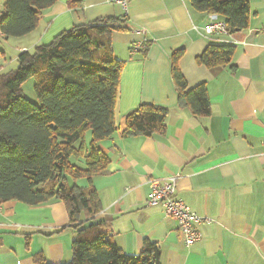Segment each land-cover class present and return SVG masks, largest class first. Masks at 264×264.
Wrapping results in <instances>:
<instances>
[{"label":"crops","instance_id":"1","mask_svg":"<svg viewBox=\"0 0 264 264\" xmlns=\"http://www.w3.org/2000/svg\"><path fill=\"white\" fill-rule=\"evenodd\" d=\"M248 1V26L234 33L209 32L207 24L224 18L195 11L190 0H130L127 30L111 33L113 55L123 62L115 131L96 143L109 163L91 185L101 204L95 221L128 255L139 254L148 239L158 246L159 264H264V0ZM109 17H123L110 0H81L74 8L57 0L41 11L33 31L18 38L19 50L32 52L63 31ZM143 38L144 48L132 52V43ZM209 44L233 45L230 64H199ZM178 49L187 87L205 85L206 116L178 106L171 76ZM142 103L168 110L165 133L123 137L124 116ZM172 176L176 196L202 218L201 238L189 246L160 206L146 204L148 180ZM76 183L88 185L85 179ZM74 237L62 202L0 205V264H38L37 255L67 263Z\"/></svg>","mask_w":264,"mask_h":264},{"label":"trees","instance_id":"2","mask_svg":"<svg viewBox=\"0 0 264 264\" xmlns=\"http://www.w3.org/2000/svg\"><path fill=\"white\" fill-rule=\"evenodd\" d=\"M56 1L0 0V36L20 37L33 31L41 11ZM67 4L80 7L81 0ZM190 4L195 11L221 15L226 33L248 26V0H190ZM124 17L74 26L32 52H20L17 67L0 72V205L62 202L75 237L71 260L61 264H159L156 243L144 239L142 251L128 255L103 230V222L95 221L101 204L91 182L109 163L96 143L115 131L114 107L123 68L113 55L111 33L127 30ZM182 53L178 49L171 56L178 106L196 117L206 116L210 103L205 85L187 87L178 68ZM233 53V45L209 44L196 59L206 67L224 66ZM29 78L35 79V103L22 94L21 86ZM167 116L166 108L142 103L124 116L121 135H163ZM80 179L88 185L78 186ZM36 261L50 264L40 255Z\"/></svg>","mask_w":264,"mask_h":264},{"label":"built area","instance_id":"3","mask_svg":"<svg viewBox=\"0 0 264 264\" xmlns=\"http://www.w3.org/2000/svg\"><path fill=\"white\" fill-rule=\"evenodd\" d=\"M130 0H110V2L120 6L123 16L127 14V6ZM1 19V13H0ZM209 32L226 33L225 22H214L206 25ZM144 34V30H138ZM147 39L143 38L132 43L131 51H138L147 44ZM264 145V140H263ZM264 159V152L262 154ZM146 204L149 206H160L166 217L173 219L177 224V230L183 237L184 244L189 246L201 238L198 225L202 218L184 202L176 196L177 176H172L164 180L149 179Z\"/></svg>","mask_w":264,"mask_h":264},{"label":"rangeland","instance_id":"4","mask_svg":"<svg viewBox=\"0 0 264 264\" xmlns=\"http://www.w3.org/2000/svg\"><path fill=\"white\" fill-rule=\"evenodd\" d=\"M19 37H8L5 38L0 36V66L1 71L8 73L13 71L17 67L16 57L18 54L25 50H19ZM35 79L29 78L22 84V94L31 102H36V94L34 91Z\"/></svg>","mask_w":264,"mask_h":264}]
</instances>
